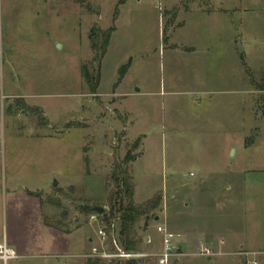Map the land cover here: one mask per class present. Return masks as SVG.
Segmentation results:
<instances>
[{"label": "rangeland", "instance_id": "rangeland-1", "mask_svg": "<svg viewBox=\"0 0 264 264\" xmlns=\"http://www.w3.org/2000/svg\"><path fill=\"white\" fill-rule=\"evenodd\" d=\"M112 26L91 94L81 75L83 64L98 70L88 35ZM0 47V73L16 79L11 88L20 96L0 106V176L38 204L26 200L24 218L15 219L2 197L0 241L40 242L25 252L30 256L0 264L95 259L85 256L106 223L102 213L81 208L109 211L120 170L131 178L135 205L160 199L132 230L135 251L150 254L135 264H159L157 223L174 234L185 226L214 228L239 243L244 221L249 233L252 222L263 223L251 211L242 218L240 206L226 203L224 187L228 170L242 161L229 148L252 141L263 121L264 0H0ZM197 196L212 208L201 220L192 208ZM37 218L41 233L27 235ZM112 225L118 241L119 220ZM55 232L72 236L55 247ZM205 248L212 254L182 249L168 264H258L264 257L250 245Z\"/></svg>", "mask_w": 264, "mask_h": 264}, {"label": "crops", "instance_id": "crops-1", "mask_svg": "<svg viewBox=\"0 0 264 264\" xmlns=\"http://www.w3.org/2000/svg\"><path fill=\"white\" fill-rule=\"evenodd\" d=\"M261 30L263 29L261 26V19H260L258 21V31H260V33L258 32V37H260L262 34ZM108 46H107V51H108ZM5 76L7 77V79ZM15 83H16V79L11 77L9 73H7L6 75L0 73V106L1 107L3 105V100L5 99L20 98V96L13 94L12 92L13 88L11 87L15 85ZM15 86H18V84H16ZM113 95L115 96L116 94ZM261 118L263 121L260 122V124L257 126L258 130L256 132L255 138L252 141L245 142L243 140L241 141V144L238 147L231 146V148H229L231 149L230 157L234 159L236 158V156H239L242 159V161H240L239 166L235 168L232 167L230 168V170H228L227 182L224 187L225 194L227 196L231 195L230 199L226 203H228L229 205L235 208L240 206V208L242 209V215H241L242 218L246 217V214L248 213L247 211H251L249 212V216L251 215L252 218L257 217L258 220L261 217L264 218V129H263L264 113L261 116ZM1 131H3V129H2L1 117H0V135H1ZM241 133L243 134V132ZM5 146L6 145L4 144V142L3 144L0 143V154L2 152L3 154H6ZM0 159L4 161L3 155L0 157ZM252 176H256V177H252ZM9 183L10 180L8 178L7 179L6 177L1 178L0 176V216H1V200H2L1 198L4 197L5 203H6V198L9 201L10 204L9 210L11 211V213H13V217L15 219H19V218L23 219L25 216L24 207H23L25 201L28 200L29 202H31L30 207H34V208H38V204L35 203V200L33 198L27 196L24 191L22 190L19 191L17 188L12 189ZM204 198H205L204 196L194 197L192 208H193L194 216H196L197 219L201 217L202 213L204 214L203 217L205 216L206 218L208 216L206 214H209L210 211H212L211 207H209L208 205L206 206L205 204L206 200ZM187 207H189L188 204ZM34 212L32 213L33 216H35ZM36 215L38 217V213ZM36 221H37L36 224L35 225L32 224L31 227L29 226V224H27V228H26V231L28 233L27 235H30L34 232L33 233L34 236L35 230L37 229H38L37 234L41 233V226L39 219L37 218ZM45 229H46L45 233L47 234V232H49V229L47 228ZM242 229H244L241 233L244 235V240H242L241 243H239L236 237L226 238L224 234H221V232H217V230H215L214 228H209V229L207 228L205 230L203 229L202 226H197L196 228H194L193 226L192 228L185 226L181 230H179V233H177L180 235L181 238L177 244L178 252L177 255H175V257L183 254L181 251L182 249L187 251H190V248L196 251L198 249H201L202 247H215L218 249L225 246L233 247L235 244L240 249H243L245 245L246 246L250 245V248L252 250H255L254 248H256V251L253 252L256 253V256L258 255L264 256V221L262 224L261 222L257 221L256 226L254 222H252L250 227L251 234L248 231L247 232L245 231V221L243 222ZM71 234H72L71 232H67L65 234L55 232V236L57 237L55 247H58L62 244L61 239L63 238V235H68L71 237L72 236ZM58 236H60V239L58 238ZM146 237L147 240L145 242L149 243L151 241V236L150 235L145 236L144 240ZM87 240L89 241V238ZM207 240L209 242H207ZM193 241L196 242L194 246H193L194 243H192ZM6 243L14 250V252H16L17 258L25 257V255L30 256L28 254H25V252L27 250L29 252L34 248L37 249L38 246H40V242L35 241L34 239L31 240V242L19 241V239L17 238L16 239L14 238L10 242H8L6 239ZM76 256L82 258V254L80 255L76 254ZM10 260H14V259H10ZM257 262L258 264H264V257L260 258V260H257Z\"/></svg>", "mask_w": 264, "mask_h": 264}, {"label": "trees", "instance_id": "trees-1", "mask_svg": "<svg viewBox=\"0 0 264 264\" xmlns=\"http://www.w3.org/2000/svg\"><path fill=\"white\" fill-rule=\"evenodd\" d=\"M77 3L83 5L87 0H76ZM123 3V1H120ZM115 28L109 27L106 30H100L95 27L90 29V33L88 35V39L91 43V48L94 50V56L92 61L97 63L98 70L95 74L90 73L88 66L83 64L81 66V75L84 82L87 84L89 92L91 94H95L97 91V87L100 80V63L102 58L104 57L107 46L111 37L112 32ZM122 68V67H121ZM120 68V69H121ZM126 68L119 73V78L123 76ZM125 162V161H124ZM127 162V160H126ZM114 181L117 187V196L112 202V205L109 208V211H103L102 216L104 222L109 227L114 221L119 220V239L118 242L121 247L127 251H135L136 249V241L132 234V230L134 228L135 223L138 221L140 217L145 216L149 217L159 205L160 199L158 196L153 197L150 200H147L141 204L135 205L131 200L133 198V184L131 183V178L126 174L125 171L120 170L117 173L113 174ZM125 198V202L123 201ZM117 199V200H116ZM81 210L83 212H91L92 207H82ZM151 218H154V214L150 215ZM87 264H135L134 260L127 261H104L101 259H93L88 260Z\"/></svg>", "mask_w": 264, "mask_h": 264}, {"label": "built area", "instance_id": "built-area-1", "mask_svg": "<svg viewBox=\"0 0 264 264\" xmlns=\"http://www.w3.org/2000/svg\"><path fill=\"white\" fill-rule=\"evenodd\" d=\"M1 57L2 50L0 47V59ZM92 219L96 220V217L92 216ZM156 231L161 235V250L155 253L154 256L157 258L159 264H168L169 259L172 256L177 255V244L180 241L181 237L179 234L170 232L164 224L160 223L156 224ZM96 236L98 239V245L92 247L90 250V255L88 254L85 257L90 256L104 261H127L150 256V254L147 253L127 251L123 249L117 241L112 224L109 227L106 225L104 227L98 228L96 231ZM109 244L112 245V249L107 248ZM211 254L212 253L210 252V250L205 247H202L199 252V255ZM15 258H17V255L14 250L7 245L5 239H2V241L0 242V261L5 263L10 259ZM246 264H255V261H247Z\"/></svg>", "mask_w": 264, "mask_h": 264}, {"label": "water", "instance_id": "water-1", "mask_svg": "<svg viewBox=\"0 0 264 264\" xmlns=\"http://www.w3.org/2000/svg\"><path fill=\"white\" fill-rule=\"evenodd\" d=\"M137 143H138V139H136V140L134 141L133 146H136ZM53 185H56V182H54ZM103 210H104V209H103L102 207H94V208L92 209V211H94V212L97 213V214H101V213L103 212ZM158 220H159V218H158V216H156L155 219H154V221H158ZM146 240H147V237L145 238V241H146ZM89 241H92V239L89 238Z\"/></svg>", "mask_w": 264, "mask_h": 264}]
</instances>
